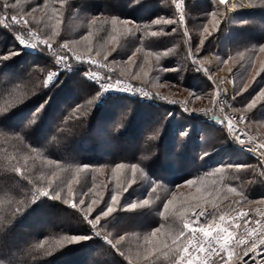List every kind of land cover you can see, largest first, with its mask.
Masks as SVG:
<instances>
[{"label": "trees", "instance_id": "obj_1", "mask_svg": "<svg viewBox=\"0 0 264 264\" xmlns=\"http://www.w3.org/2000/svg\"><path fill=\"white\" fill-rule=\"evenodd\" d=\"M257 1L230 17L218 0H186V39L172 0H0V264H176L195 210L207 207L217 219L264 204V165L240 151L227 130L165 104L101 98L83 69L45 83L68 44L116 77L209 99L214 85L188 50L213 69L211 41L226 28L216 55L236 74L232 106L264 137V100L247 108L264 90ZM31 31L47 41L36 52L19 44ZM201 194L206 199L196 203ZM92 199L99 203L85 219ZM110 205L114 211L103 216ZM98 214L93 228L88 220Z\"/></svg>", "mask_w": 264, "mask_h": 264}, {"label": "built area", "instance_id": "obj_2", "mask_svg": "<svg viewBox=\"0 0 264 264\" xmlns=\"http://www.w3.org/2000/svg\"><path fill=\"white\" fill-rule=\"evenodd\" d=\"M184 7V0H176V10L181 20L185 17ZM13 20L16 23H22L16 18ZM23 38L25 43L19 42V44L29 51L36 52L38 43L28 37ZM54 64L55 68L49 74L55 73V75L51 81H48L49 84L56 81L64 72L83 69L87 79L99 86L103 97L127 95L142 102L165 104L171 108H178L185 114L204 117L207 122L225 128L240 151L247 153L264 165V158L260 155L261 152H264V149L260 148V145L264 144V137L249 129L239 116L227 111L223 106V103H228L230 94L233 92L231 85L224 83L226 86L223 84L219 88L214 84L216 91L213 105L201 110H194L186 99L170 98L146 85L114 76L112 67L91 55L73 50L62 52L55 57ZM205 213H207L206 216ZM261 223H264V204L254 208L225 212L217 219L214 218L210 209H198L193 213L191 224L188 223L187 243L176 264H214L223 254L226 245L231 247L236 255L235 261L231 264H241L238 258L243 257L245 249L256 246V253H249L248 256L243 257V264H254V261L255 264H259V260L264 257V245H261L264 244V235H258ZM251 225H255V227L251 231L245 232L244 229ZM129 264L136 263L129 261Z\"/></svg>", "mask_w": 264, "mask_h": 264}, {"label": "rangeland", "instance_id": "obj_3", "mask_svg": "<svg viewBox=\"0 0 264 264\" xmlns=\"http://www.w3.org/2000/svg\"><path fill=\"white\" fill-rule=\"evenodd\" d=\"M172 1H173L176 17L181 22V26H182V28L184 30V34L186 36V39H188L189 37H188V31H187V27L188 26H187V14H186V0H184L185 1V7H184V15H185V17L183 19L184 21L181 20V18H179V16H178V13H177V10H176V0H172ZM257 2H259V6L256 3V7H259L257 9V13H259V12L261 13L262 11H264V0H258ZM222 5H224V7L226 8L224 10V13H225L224 16L228 15V16L232 17L233 15L236 14V12L238 10L239 11H242V10L244 11V9H252L253 8L252 6L254 4L251 3V0H226V3L222 4ZM257 13H255V14H257ZM14 18L21 20L22 23H24L25 25L27 23V19L25 20L23 18H19L18 16H14ZM226 32H227L226 28H224L221 31V33L220 34H216L214 36L213 40L211 41V46L212 47H211V49L209 51V55L207 57V61H208V63L210 65H212L213 69H210L209 66L206 65V63L200 62L198 57L195 55V53L192 50H190V48L188 50V55H189V59H190L191 64L194 65L196 69L203 71L207 75V77L212 81L213 85L216 84L217 86H219V88H221L224 83H226L228 85H231V87L233 89V92H232V94H230V98H229L228 103H223V106L225 107V109L227 111H230V112L236 114L237 116H239L244 121V123L246 125L248 123L247 122V117L243 113L237 112V110H235L234 107L232 106L233 99H234V96L236 94V88H237V78H236V74H235V72L233 70L232 62L228 63V65H226V63H225V66H222L223 67L222 68L221 67L222 59L219 56L216 55V53L218 52V49L221 47V44H222V41H223V39L225 37ZM21 36L22 37H28L32 41L37 42L38 43V44H36L37 50L40 49L41 45H44V44L47 43L46 39H44L40 34L34 33L32 31L28 35L27 34L19 35V37H21ZM38 37H39V39H38ZM67 45L68 44H62L61 45V47H62V49L64 51H67V52L71 51V50L76 51L74 49H69ZM78 52H80V51H78ZM81 53H83V52H81ZM54 68H55V66L52 69H54ZM123 79L129 81L126 78H123ZM46 81H47V78H46ZM129 82H131V81H129ZM226 84H224V86H226ZM216 85H214L213 94H212L211 98H209V99H204V98L194 99V98H191L190 97L191 96L190 92H188L186 90H182V89H180V88H178L176 86H172V87L176 88L175 90L177 91V93L175 95H173V94L170 95V93H168L169 94L168 95L167 93H164L163 91H159V92L163 93L164 95H166V96H168L170 98L186 99L191 104V106L193 107L194 110H201V109L208 108V107L213 105V102H214L213 100H214L215 91H216V87H215ZM169 86H170L169 84H164L163 88L164 89H170ZM100 92H102V91L100 90ZM169 92H171V91H169ZM102 97L103 96H102V93H101V98ZM174 109H178V108H174ZM179 113H180L179 115H186V116H189V117H194L193 115L185 114L184 112H181V111H179ZM201 118L204 121L207 122V120H205L204 117H201ZM210 124H212V125H214L216 127L222 128V127H220L217 124H214V123H210ZM223 129H225V128H223ZM255 132H257V131H255ZM260 132H262V131L260 130ZM198 209L203 210V209H208V208L207 207H201V208H198ZM227 210H231V209H227ZM191 219H192V217H191ZM188 221L186 223L187 226H188ZM104 238L108 242H110L108 238H106V237H104ZM235 258H236V255H235L233 249L231 247H229L228 245H226V247L224 248L223 254L214 262V264H231V263H233L235 261ZM130 261H132V260H130ZM132 262H134V261H132ZM127 263L129 264V261ZM134 263H136V262H134Z\"/></svg>", "mask_w": 264, "mask_h": 264}, {"label": "snow or ice", "instance_id": "obj_4", "mask_svg": "<svg viewBox=\"0 0 264 264\" xmlns=\"http://www.w3.org/2000/svg\"><path fill=\"white\" fill-rule=\"evenodd\" d=\"M219 3H220V4H225V3H226V0H219ZM33 11H35V9H33ZM212 15L215 16L216 14L213 13ZM214 22H215V21H214ZM114 23H115V21H114ZM153 23H155V24H161V23H164V24H171V23H174V21H172V20H163V21H162V20L157 19V20H155ZM207 31H208V29L205 28V32H207ZM152 35L155 36L156 33L154 32V33H152ZM18 39H19V42H20L21 44H24V43H25L24 38H23L22 36H21V37H18ZM260 51L264 52V47H261ZM13 54H14V53H13ZM10 55H11V54H10ZM148 55H152V53H148ZM239 55L243 56V53H240ZM54 75H55V73H51V74H49V76H48V80L45 81V83L47 84L48 81H51V80L53 79V76H54ZM103 87H105V85H103ZM106 88H111V87H106ZM245 90H246V89H245ZM261 100H264V90L259 91V93L251 99V101H250L249 104L247 105V108H253V107H255V106L257 105V103L260 102ZM42 108H43V106H41V108H38V109L36 110V114H37V115H38L39 112L42 110ZM260 148L264 149V144H261V145H260ZM260 155H261L262 158H264V152H261ZM117 167H118V168H123L124 165L121 164V165H118ZM132 169H133V172H134L135 169H136V165H132ZM192 184H193V183H192ZM192 184H189V185H192ZM197 192H200L199 189H197ZM68 193H69V194L72 193V187H71V184H69V187H68ZM45 195H49V194H45ZM97 195H99V194L97 193ZM53 199H60V196H59V195H58V196H54ZM193 199L196 201V203H199L200 201H204L206 198L204 197L203 194H201V195H199V196H197V197H194ZM117 200H118V197H117L116 195H114L113 198H112V201L115 203V202H117ZM173 202H174V201H172V203H171L170 205H172ZM207 202H208V203H211V200H207ZM84 203H85V201H84L83 199H80V200H79V204L83 205ZM98 203H99V200H98V199H92L91 204L87 205V207H86V212H85V219H87V218H88V214L91 213V212L94 210V209H93V205H96V204H98ZM143 203L148 204L149 201H148V200H145ZM170 205H169V206H170ZM133 207H135V205H133ZM188 207H195V204H189ZM113 211H114V208L112 207V205H110V206L107 207V210H106V211L103 210V211H101V213H102L103 216H108V215H109L111 212H113ZM198 215H199V214H198ZM204 215L206 216L207 213H205ZM100 218H101V214H98V215L95 216L94 219H90V220H88V223L94 228V227L97 226V224H98ZM188 223L191 224V220H189ZM214 226H215V225H214ZM254 227H255V225H251V226L245 228L244 231H245V232H249V231H251ZM157 233H159V232H157ZM157 233H155V234H153V235H151V236H152V237H155V236L157 235ZM258 235H264V223H261L260 229L258 230ZM71 239H72L73 241H80V240H82V239H86V238H85V237H76V236H72ZM145 239L148 240L147 237H146ZM161 243L164 244L165 242L162 241ZM261 245H264V244H261ZM41 246H42V245H41ZM256 251H257V247H256V246H253V247H251V248H246L245 251H244V255H243V257L248 256L249 253H253V254H255ZM243 257H242V258H238V259L241 261V264H243ZM145 259H147V256L145 257ZM254 264H255V261H254ZM259 264H264V257H262V258L259 260Z\"/></svg>", "mask_w": 264, "mask_h": 264}]
</instances>
